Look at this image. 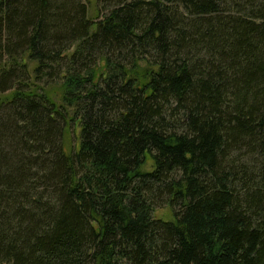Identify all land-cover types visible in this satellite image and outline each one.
<instances>
[{
	"label": "trees",
	"instance_id": "16d2710c",
	"mask_svg": "<svg viewBox=\"0 0 264 264\" xmlns=\"http://www.w3.org/2000/svg\"><path fill=\"white\" fill-rule=\"evenodd\" d=\"M99 5L0 0V264H264V0Z\"/></svg>",
	"mask_w": 264,
	"mask_h": 264
},
{
	"label": "rangeland",
	"instance_id": "374dc122",
	"mask_svg": "<svg viewBox=\"0 0 264 264\" xmlns=\"http://www.w3.org/2000/svg\"><path fill=\"white\" fill-rule=\"evenodd\" d=\"M84 2H86V4L88 5V17L91 21H96V18L98 16V8L100 7L99 5V0H83ZM48 92H50V96L51 97H55V101L58 104L60 97L58 94V90L57 89H50ZM154 217L156 219H163V220H167L169 221L171 219L167 209H160V210H156L154 212Z\"/></svg>",
	"mask_w": 264,
	"mask_h": 264
}]
</instances>
